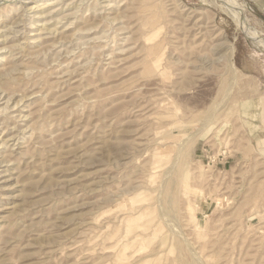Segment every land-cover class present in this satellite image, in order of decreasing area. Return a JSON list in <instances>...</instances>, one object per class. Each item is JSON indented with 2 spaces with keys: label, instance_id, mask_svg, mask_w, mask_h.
Returning <instances> with one entry per match:
<instances>
[{
  "label": "rangeland",
  "instance_id": "1",
  "mask_svg": "<svg viewBox=\"0 0 264 264\" xmlns=\"http://www.w3.org/2000/svg\"><path fill=\"white\" fill-rule=\"evenodd\" d=\"M0 264H264V0H0Z\"/></svg>",
  "mask_w": 264,
  "mask_h": 264
},
{
  "label": "bare ground",
  "instance_id": "2",
  "mask_svg": "<svg viewBox=\"0 0 264 264\" xmlns=\"http://www.w3.org/2000/svg\"><path fill=\"white\" fill-rule=\"evenodd\" d=\"M230 54H232V53H230ZM226 55L228 56V55H229V53H228V54H226ZM229 57H230V56H229ZM229 57H228V59H229ZM228 59H227V60H228ZM230 60H231V59H230ZM228 63H229V62H228ZM230 63H231V62H230ZM230 66H231V65H230Z\"/></svg>",
  "mask_w": 264,
  "mask_h": 264
}]
</instances>
